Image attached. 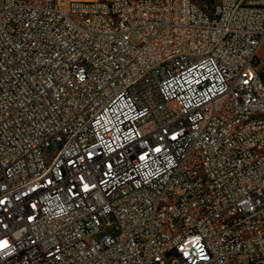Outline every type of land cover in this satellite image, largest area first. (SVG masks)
Returning <instances> with one entry per match:
<instances>
[{
  "label": "built area",
  "instance_id": "built-area-1",
  "mask_svg": "<svg viewBox=\"0 0 264 264\" xmlns=\"http://www.w3.org/2000/svg\"><path fill=\"white\" fill-rule=\"evenodd\" d=\"M264 0H0V264H264Z\"/></svg>",
  "mask_w": 264,
  "mask_h": 264
},
{
  "label": "rangeland",
  "instance_id": "rangeland-1",
  "mask_svg": "<svg viewBox=\"0 0 264 264\" xmlns=\"http://www.w3.org/2000/svg\"><path fill=\"white\" fill-rule=\"evenodd\" d=\"M193 1L194 3H196L197 5L199 6H203L205 3L207 2H212L213 0H191ZM259 57L262 59H264V46L260 49L259 51ZM174 260H175V257H170L168 258L164 264H175L174 263Z\"/></svg>",
  "mask_w": 264,
  "mask_h": 264
}]
</instances>
